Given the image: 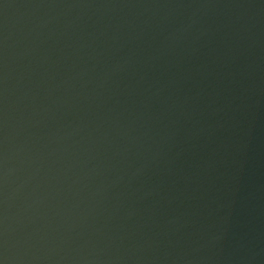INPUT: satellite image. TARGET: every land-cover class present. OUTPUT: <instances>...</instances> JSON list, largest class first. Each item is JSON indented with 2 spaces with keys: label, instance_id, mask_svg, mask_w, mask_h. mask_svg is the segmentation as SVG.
<instances>
[{
  "label": "water",
  "instance_id": "obj_1",
  "mask_svg": "<svg viewBox=\"0 0 264 264\" xmlns=\"http://www.w3.org/2000/svg\"><path fill=\"white\" fill-rule=\"evenodd\" d=\"M0 264H264V0H0Z\"/></svg>",
  "mask_w": 264,
  "mask_h": 264
}]
</instances>
